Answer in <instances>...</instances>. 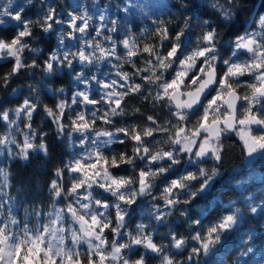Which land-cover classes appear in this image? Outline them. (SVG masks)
<instances>
[{
	"label": "clouds",
	"instance_id": "obj_1",
	"mask_svg": "<svg viewBox=\"0 0 264 264\" xmlns=\"http://www.w3.org/2000/svg\"><path fill=\"white\" fill-rule=\"evenodd\" d=\"M31 9L35 15L25 18ZM10 28L14 33L6 32ZM0 29V63L11 61L0 75V214L4 205L23 206L28 219L31 207L38 226L36 198L64 207L56 191L66 189L67 170L65 204L83 202L110 226L111 238L102 230L77 242L88 261L103 253V264H264V157L231 149L222 159L193 154L174 133L177 124L191 128L195 122L180 121L178 109L166 102L161 121L156 98V80L162 83L174 64L175 74H200L201 59L205 73L217 64L252 63L253 53L245 54L239 42L251 38L264 48V0H0ZM166 41L182 58L161 70L157 57L165 55ZM144 45L153 48L148 58ZM198 51L206 55L185 65ZM134 94L157 115L126 123L125 117L141 113L124 103ZM85 123L89 127H77ZM137 134L140 141L133 139ZM126 141L130 148L115 147ZM76 163L100 164L83 194L71 191L84 180L72 171ZM14 181L18 196L10 195ZM227 216L233 219L220 227Z\"/></svg>",
	"mask_w": 264,
	"mask_h": 264
},
{
	"label": "snow or ice",
	"instance_id": "obj_2",
	"mask_svg": "<svg viewBox=\"0 0 264 264\" xmlns=\"http://www.w3.org/2000/svg\"><path fill=\"white\" fill-rule=\"evenodd\" d=\"M16 18L20 19L19 16ZM132 43L134 41L125 42L128 47ZM239 47L246 50L245 54L253 53L252 63L231 62L220 72L217 67L209 68L206 73L199 68L200 74L191 77L190 83L186 82V70L175 74V78L170 80L164 77L162 83L156 80V98L178 109L175 115L180 121L191 122L192 114L198 117L191 128L177 124L174 133L176 143L183 142L185 149L193 151L195 155H211L215 159H222L232 148L231 144L225 143V139L229 134H234L239 138L242 152L246 151L249 156L264 157V48L258 50L251 38L241 39ZM152 52L151 46L144 45V54L150 56ZM130 55L138 57L140 53L132 50ZM205 55V51L195 52L187 56L184 63L189 65L196 57ZM179 57L180 50L169 45L163 58L157 57V62L163 70L168 67L169 60L178 62ZM200 62L203 67H207L203 59ZM154 75L159 78L160 71H155ZM120 103L116 101L117 107ZM80 119L85 118L82 116ZM77 127L87 128L89 125L85 123ZM148 134H151V128ZM133 139L140 141L142 137L137 134ZM103 163L107 166L108 161ZM99 167V163H76L72 171L81 174L84 180L72 186L71 191L79 193L84 189L85 183L96 176L95 170ZM175 183L180 186L178 181ZM56 188L54 185L53 189ZM66 192L67 189L56 191L58 202L65 201ZM0 204H3L2 199ZM51 209L40 212L37 226L33 222L36 219L35 210L29 211L28 219L20 221L13 214V206L4 205L3 213L0 214V264H5L6 259L7 264H97V259L103 264L106 259L103 253L93 255L91 261H88L86 254L81 257L78 249L83 243L77 242L85 237H99L101 231L110 226L101 224L102 218L94 215L83 202L79 206L76 203H64V207L52 204ZM224 211L230 212L231 209ZM85 212L88 214L85 215ZM232 219V216L225 217V223L220 227H226L227 221ZM215 231V228L211 229V232Z\"/></svg>",
	"mask_w": 264,
	"mask_h": 264
},
{
	"label": "trees",
	"instance_id": "obj_3",
	"mask_svg": "<svg viewBox=\"0 0 264 264\" xmlns=\"http://www.w3.org/2000/svg\"><path fill=\"white\" fill-rule=\"evenodd\" d=\"M104 2V0H102V3ZM29 15H32L34 16L35 15V9H31V10H28L26 11L25 13V18H27V16ZM4 30L0 29V32H2ZM15 29L14 28H10L8 30H6L7 33H14ZM169 47V44L168 42L166 41L165 42V48L162 49V51L165 52V49H167ZM122 51V49H121ZM190 50L186 51L185 54H188ZM143 56L145 58H148V54H143ZM179 58H182V57H179ZM135 60H136V63L138 66H143V62L140 58V56L138 57H135ZM10 63L11 61L8 62V64H2L0 63V75L3 74V72L5 70H7V67L10 66ZM203 65L201 64L200 61L197 62V69H199L200 67H202ZM217 70L218 72H220L221 70L225 69L226 66H224L223 64H217ZM126 69L129 71V72H132V71H135L134 69H132L130 67V65H126ZM178 70L177 69V65L174 64L172 66L171 69H169L166 73H165V79H172L174 74H175V71ZM143 75H148L147 73H144ZM195 75H199V72H192L191 75L188 76V83H190V78L195 76ZM17 81H13V84H15ZM22 82V81H21ZM136 82L137 83H143V81H141L140 79H136ZM71 93L69 92V95ZM93 98H96L98 99V94H94ZM45 100L48 102V103H53L52 99L50 97H47L45 96ZM125 104H127V106L129 108L132 107V105H136L138 107L141 108V113H137L135 115H132V116H127L124 118L125 122L126 123H131V122H136V123H142V122H146V117L147 115H157V109H153L151 107V104L148 102V101H141L139 99L138 96H136L135 94L132 96V97H128L126 98V100L124 101ZM152 103H155V101H153ZM99 106V105H97ZM168 115V112H167V108L165 107V102L161 101L160 102V105H159V112H158V115H157V118L160 119L161 121ZM67 116H68V113L66 112L65 113V122H67ZM195 118L196 117H192L191 116V122L194 123L195 122ZM98 124L99 123H102L100 121L97 122ZM117 123H120V120L119 118H117ZM46 128H50L52 127L51 125V121L49 120L48 123L46 124L45 126ZM123 136V134H121ZM157 136H159L160 134H156ZM225 143L226 144H231L232 145V148H231V152L232 154L234 155H239V153L241 152V145H240V141H239V138L237 136H235L234 134H229L226 139H225ZM128 147L130 148V142L126 141L125 142V145H116L115 147H117L118 149H121L123 150L125 147ZM66 155V154H65ZM59 163H61V166L64 162V155H60L59 158H58V161ZM121 168H127L126 165H122ZM114 173L116 174H126L124 172L121 171V169H113ZM51 169L49 168L46 173L44 174L43 176V179L47 182L50 178H51ZM17 184L16 182L14 181L13 182V187L10 189V195H17L18 196V193L16 191V188H17ZM70 186V182L67 180V170H65V188L67 189V187ZM80 193L83 194L84 193V189L80 190ZM73 198H69L68 200L71 201ZM37 202L39 203V208H40V212L41 213H44V212H47V211H51L52 209L50 208V200L45 196L43 199L37 197L36 198ZM65 203V201L63 202H58V205L59 206H63ZM22 207L21 206L19 209H14L13 210V214L17 216V219L20 220V221H23V211H22ZM30 211H31V207H30ZM215 211L212 215H215ZM43 218V216H42ZM211 218V217H210ZM33 222H34V219H33ZM15 231H18V229H14ZM105 234L106 235H109V238H111V234H110V231L108 229H105ZM81 248H85L84 245L81 246Z\"/></svg>",
	"mask_w": 264,
	"mask_h": 264
},
{
	"label": "rangeland",
	"instance_id": "obj_4",
	"mask_svg": "<svg viewBox=\"0 0 264 264\" xmlns=\"http://www.w3.org/2000/svg\"><path fill=\"white\" fill-rule=\"evenodd\" d=\"M191 75V73L188 74V76ZM189 78H186V81H188ZM86 202V201H85ZM78 227V226H77Z\"/></svg>",
	"mask_w": 264,
	"mask_h": 264
}]
</instances>
